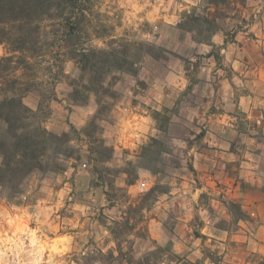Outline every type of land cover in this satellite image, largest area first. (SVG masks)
<instances>
[{
	"label": "clouds",
	"instance_id": "9594fccd",
	"mask_svg": "<svg viewBox=\"0 0 264 264\" xmlns=\"http://www.w3.org/2000/svg\"><path fill=\"white\" fill-rule=\"evenodd\" d=\"M0 264H264V0H0Z\"/></svg>",
	"mask_w": 264,
	"mask_h": 264
}]
</instances>
